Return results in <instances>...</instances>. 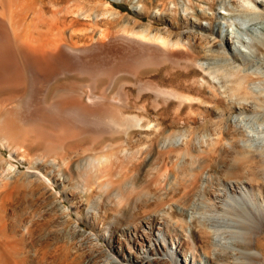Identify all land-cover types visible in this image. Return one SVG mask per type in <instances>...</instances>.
<instances>
[{
    "label": "rangeland",
    "instance_id": "374dc122",
    "mask_svg": "<svg viewBox=\"0 0 264 264\" xmlns=\"http://www.w3.org/2000/svg\"><path fill=\"white\" fill-rule=\"evenodd\" d=\"M53 1L43 0L44 24L37 25L28 0L22 6L17 0L0 1V121L6 109L18 106L19 111L10 118L14 128L0 130V245H5L0 246L1 253L8 255L11 247L25 246L27 264H62L38 250L44 246L51 252L63 245L68 257L82 264L91 252L108 251L109 221L124 207L125 200L117 204V193L128 180V187L142 189L150 197L132 211L130 226L114 228L117 257L121 252L125 257L135 244L155 250L160 232L178 258L175 263L162 257L163 264H264V180L251 177L255 181L247 185L230 183L229 172L236 177L240 173L230 166L235 165L234 152L208 150L209 140H216L209 134L210 124L217 122L222 128L238 114L235 98L224 94L208 70L189 60L178 61V47L157 50L132 35L143 27L152 32L168 30L171 23L178 26L176 33L184 31L179 7L168 0ZM205 1L212 7L203 19L196 18L202 26L196 31L216 40L238 37L252 57L261 56L258 45L264 38V19L238 18L214 0ZM168 10L173 19L165 13ZM35 29L44 35L40 31L37 35ZM228 48L232 49L231 43L224 45L228 60L199 61L204 68L233 62V55L244 61ZM147 75L158 85L193 97L192 105L165 96L156 100L141 86ZM67 108L98 114L100 122L94 124L91 114L80 119ZM117 112L128 117L143 114V125L132 124L125 130L115 124L111 130L106 118ZM167 132L174 133L168 141L162 136ZM258 140L251 144L257 146ZM187 145L196 149L184 182L177 168L184 158L174 154ZM122 155L128 159H121ZM87 157L95 158L94 165L83 162ZM218 162L222 163L217 167ZM133 164L135 169L129 170ZM263 168L261 163L255 171ZM141 170L146 179L134 180ZM243 190L260 208L259 219L244 238L232 242L235 226L229 218L243 203ZM74 224L96 238L83 242ZM163 252L160 248L158 253ZM13 256H8L11 264Z\"/></svg>",
    "mask_w": 264,
    "mask_h": 264
},
{
    "label": "bare ground",
    "instance_id": "6f19581e",
    "mask_svg": "<svg viewBox=\"0 0 264 264\" xmlns=\"http://www.w3.org/2000/svg\"><path fill=\"white\" fill-rule=\"evenodd\" d=\"M10 1L12 2V0H10ZM25 1H27V0H25ZM61 1H63V0H61ZM142 1L143 0H140L139 2H142ZM168 1L172 4H174L175 6H178L179 9L181 10L182 14L180 16V20L182 21L183 24H185L184 28H183L184 31H179L178 33H176L178 26L177 25L175 26L173 23H171V24H168V26H169L168 30L156 29L155 32H152L151 29H149L147 27H143L141 29L140 28L135 29L132 32V35L136 34L138 36L137 40L141 41V43H143L144 45L153 46L157 50L163 49L165 51L167 48H164V47H167L170 45H171L170 47H172V45H174L175 47H178L179 50H177V51H179V52H177V58H176L178 61L189 60L194 64H198L204 70H206V71L208 70L210 74H212L216 79L219 80L221 87H223L224 94L229 96V97L235 98L236 104H237L235 106V108L237 109L238 114L233 115L232 118L229 119L226 122L225 126L222 128H218L217 122H212L210 124L209 134L210 135H216V140L212 141V139H210V137H208L210 139L209 143H208V146H209L208 150H212V149L216 148V150L220 151L219 154H223V153H226L229 151L234 152V154H235V160H234L235 165L232 164L230 166H234L233 170H236L240 173H238L239 175H238V177H236V175L231 174L232 171L229 172L231 174V175L229 174V176H230L229 182L230 183L237 184V185L239 183H245V185H247L250 183V181H255V180H250L251 177H255V178L258 177L259 179L264 180V168L259 169V170H261V172H259V173L255 171V167L257 165L264 163L263 162L264 161V38L262 39L261 44L258 45V48L263 50L261 56L252 57V55L247 52L246 46L242 43V41L238 37H236V40H233V38L227 39V37H225L224 39H221V40H216L215 39L216 37H209L202 32L196 31L195 28L198 25L200 26V23L196 22L197 21L196 18L203 19L205 16V13H206V9L212 7V5L206 4L207 2L205 0H178V1L177 0H168ZM17 2L20 6H22L24 0H17ZM28 2H29L28 6L32 7V13H34L33 14V17L35 18L34 25H37L38 22H43V20H44L43 19V17H44L43 16V13H44L43 12L44 11L43 10V4H44L43 0H28ZM214 2L218 3L220 5V7L223 8L224 10L230 12V15H232V16L235 15V16H238V18L241 17V18H244L247 20H249V19L251 20L252 18L264 19V0H214ZM203 4H205V6ZM2 5H3V3H2ZM23 7H25V6H23ZM22 10L24 11V9H22ZM19 11H21V10H19ZM189 11L192 12L190 14V16H188ZM198 11H200L199 15L196 14ZM83 12H84V9H83ZM86 12H88V11H86ZM14 13L17 14L18 12H14ZM165 13L167 14V16L170 19L174 18L172 16L171 10L165 11ZM20 14H19V16H20ZM219 14H222V12H219ZM33 17L31 19L32 21H33ZM221 17L224 18L225 16L222 15ZM40 24H44V22L40 23ZM40 26L42 27V25H40ZM51 28H54V27H51ZM40 29L38 31H40V34H41V32L43 33L44 31H41ZM200 29H202V26H200ZM28 30H31V29H28ZM36 31L37 30L35 29L34 33ZM38 31H37V33H38ZM37 35H39V33ZM41 35H39V36H41ZM22 37L23 36L20 37V40ZM33 37L36 38L37 36L33 35ZM20 40H18V41H20ZM230 43H231V48L233 49L232 50V49L228 48L230 54L235 52V53H238V55H242L244 58L243 62H239V61L235 60L234 58H236V57L233 55V57H234L233 62L231 61L228 64L226 63L225 65H220L218 67H212V68H209V67L204 68L203 67L202 61H199V59L206 58V60H210L211 58L214 59V58L221 57L224 60H228L226 58L227 53L224 51V45L228 46ZM238 43H239V45H238ZM27 44H28V41H27ZM39 46H41V45H38V48H39ZM168 49H169V47H168ZM33 51H34V49H33ZM141 86H142L143 90L152 91L154 94V97H156V100H158L159 96H165L167 98L168 97L173 98V99L177 100L179 103L190 102L194 99L193 97H190L189 95H185V94L181 93L180 91H178L177 89H175L172 86H168L169 87L168 88V87H163L162 85H158L157 83L152 81L151 75L150 76L147 75V77H145L143 79ZM190 105H192L191 102L189 103V106ZM154 106H157V103L154 104ZM17 109H18V106H17V108H16V106L15 107L13 106V108L11 107V108L5 110L3 117H2L3 119L0 121V127H1L0 130L1 131L6 133V132H8V130L14 128V124L12 122V119H10V118L15 113H17L16 112V111H18ZM156 109H158V107ZM66 110L74 113L80 119L84 118L85 116L87 117V115L91 114L93 117V120H94L93 121L94 124H98V122H100L98 120L99 119L98 114L88 113L86 111H83V109H81V111H79L77 109H72V108L68 109L67 108ZM142 110L143 111L147 110L146 104L142 105ZM144 118H145V115L142 114V116H141L137 112L132 114L130 117L124 115L121 112L120 113L117 112L116 116H108V118H106V120H107L106 126H108L109 129L114 130L113 126L116 124V125H119L121 128L123 127V129L125 128V130H127L126 129L127 126L129 127L132 124L142 126L143 123H141V121ZM133 119H134V121H133ZM96 120H98V121H96ZM112 123H113V125H112ZM103 125H105V122L103 123ZM121 131L117 132V133H121ZM171 134L172 133L167 132V133H164L162 136L163 137L166 136L165 138H167V141H168V138H170ZM172 136H174V133L172 134ZM176 136H179V135H176ZM180 137H181V135H180ZM165 138H163V139H165ZM256 138H260L261 140H258L260 142L258 143L257 146H253L251 144V140L252 139L254 140ZM176 141H177V139H176ZM171 143L173 144V142H171ZM168 145H171V144H168ZM109 146H111V145L110 144L107 145V148ZM252 146L254 147L255 150L253 149ZM166 149H168V148H166ZM166 149H165V151H166ZM195 149L196 148H194V146L190 147V145L189 146L187 145V146H184L182 150H175L174 155H179V156H182L184 158L181 165L180 166L178 165L179 167H177L180 170V174H179L178 178H182L184 180V182L186 181V178H187L185 176L186 175L185 173H188L189 168L192 169L191 166H193V165H190L191 160H192V158H191L192 157V150L195 151ZM197 153H196V155H197ZM207 155H208V153H207ZM129 156L130 155H128V157ZM170 156H169V159L173 160L172 158H170ZM198 156L196 159L197 161H198ZM122 157H126V155L125 156L122 155L121 159H122ZM115 158L117 159L118 157H115ZM92 159L87 157L86 159L83 160V162L85 164L88 162L91 163ZM94 159H93V161H94ZM106 159H107V157H106ZM150 160H151V157L148 159L146 165L149 164ZM220 160H221V158H220ZM220 160H218V161H220ZM95 161H94V163H95ZM104 162L106 163V161H104ZM131 162H132V160H131ZM199 162H200V160H199ZM94 163H93V165H94ZM129 163H130V161H129ZM221 163L218 162L217 167L221 166ZM135 165L136 164L129 166L130 167L129 170H131L133 167L135 169ZM76 166L78 167V165H76ZM122 167H123L122 164H120V168H122ZM8 168H11V167L8 166ZM12 169H13V167H12ZM86 169H87V167H86ZM13 171H14V169H13ZM84 171L86 172V170H84ZM107 171H109V169L106 170V172ZM89 173L90 172H88V174ZM143 173H145V172H143V170H141L137 175L133 176V179L134 180L138 179V180L142 181L141 179L144 175ZM177 173H179V171H177ZM103 174H106V173H103ZM192 175L193 174L191 173V176ZM93 179H94V177H93ZM145 179L146 178H144V180ZM174 179H175V177H174ZM173 180L172 181L170 180V181L173 182ZM131 181H133V180L131 179ZM127 182H128V180L125 182V185L120 187L118 190L117 194H119L120 197L118 195L115 196L116 199H118L117 196L119 197V202L117 204L121 205V203L124 200H125V202H124V207L119 211V213H117L113 217V219L109 221V225H108L109 232H108V238H107V243L109 244L108 245V251L102 250L101 248L98 251H93L89 255H87V257L85 258V260L82 264H163L164 263L163 258H168V257L173 259V261L175 263L178 262V258L176 256L175 248H173L171 246L170 247L167 246V244L164 241L160 232L156 233V235H157L156 240L157 241L161 240V241L157 243V245L155 246V250L151 249L150 247H147V248H145V246L141 247V244H139V246L135 244V246H134L135 249L133 251H131L129 249L127 251L128 254H126L125 257H124L123 252H121V258L116 256L117 251L115 250V246L112 243V238L114 236V231H113L114 228H116V227L120 228L123 225L130 226L128 222H129L130 214L132 213V211L134 209H136L137 206L139 205V203H141L144 199L149 200V197H150V195L148 193L143 192L142 189L131 188L132 186L128 187L129 185L127 186ZM174 182L176 183V181H174ZM128 184H129V182H128ZM130 184H131V182H130ZM170 184H172V183H170ZM187 185H189V184H187ZM137 187H138V185H137ZM188 187H186V188H188ZM241 189H243V188H241ZM186 191H188V190L186 189ZM161 192L162 191H160V193ZM115 193H112L111 195L113 196V194H115ZM143 197H147V198H143ZM241 200L243 201V203H241V202L239 203V208H237V213H236L235 217L229 218L232 220V223H234V226H235V228H234L235 230L233 231L232 236H231L232 242L234 240H236V238H244L245 235L248 234L249 230H251L252 227L254 225H256L255 222L259 219L258 214L260 212V208L257 207L256 205H254L252 203V201H250V199L247 195V191H245V190L242 191ZM127 226H124V227L126 228ZM73 229H74V232L76 233V235H78V237L82 238V241L84 239L88 240V239H92V238L95 239L96 238L95 236L91 237L89 235V233H87V231L79 228V226H77V224H74ZM83 242H85V240ZM150 242H151V240H146V243L149 244ZM161 242H163V245L161 244ZM2 245H3V248H5L4 243L3 244L1 243L0 246H2ZM15 245H17V244H15ZM6 248L8 249V247H6ZM96 248H98V247H96ZM160 248L164 250V252L161 256H160V253H158ZM6 250H5V252H6ZM24 250H27V248L25 246L11 247V249L8 251L9 252L8 255L4 254V250H2L3 253H1V250H0V264H11L12 259H10V260L8 259V256L10 254L14 255L13 256L14 259H13L12 264H27L26 259L23 257V254H26L25 253L26 251H24ZM48 250H46L43 246L41 251L38 250V252L42 253V255H46L47 253L51 254V256L53 257L54 260L59 259V262H61L62 264H76V257L75 258H73V257L69 258L68 257V251L66 250L65 246L62 245V246L56 247L51 252H49L50 250L49 251ZM136 250H137V252H136ZM254 253H256V252H254ZM152 254L154 256H152ZM234 263H232V264H234ZM243 263L244 264L245 263L246 264H253L250 262H243Z\"/></svg>",
    "mask_w": 264,
    "mask_h": 264
}]
</instances>
